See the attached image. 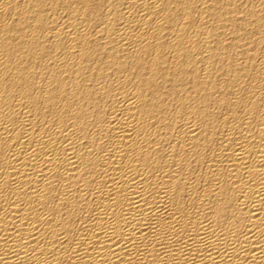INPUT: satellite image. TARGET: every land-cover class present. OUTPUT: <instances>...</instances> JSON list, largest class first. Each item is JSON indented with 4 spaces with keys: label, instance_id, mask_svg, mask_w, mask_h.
Listing matches in <instances>:
<instances>
[{
    "label": "bare ground",
    "instance_id": "1",
    "mask_svg": "<svg viewBox=\"0 0 264 264\" xmlns=\"http://www.w3.org/2000/svg\"><path fill=\"white\" fill-rule=\"evenodd\" d=\"M0 264H264V0H0Z\"/></svg>",
    "mask_w": 264,
    "mask_h": 264
}]
</instances>
